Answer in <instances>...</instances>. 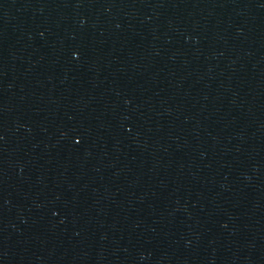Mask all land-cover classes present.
<instances>
[{"label":"water","instance_id":"obj_1","mask_svg":"<svg viewBox=\"0 0 264 264\" xmlns=\"http://www.w3.org/2000/svg\"><path fill=\"white\" fill-rule=\"evenodd\" d=\"M0 264H264V0H0Z\"/></svg>","mask_w":264,"mask_h":264}]
</instances>
